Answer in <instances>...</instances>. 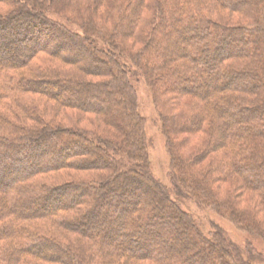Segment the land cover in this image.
I'll use <instances>...</instances> for the list:
<instances>
[{"label": "trees", "instance_id": "obj_1", "mask_svg": "<svg viewBox=\"0 0 264 264\" xmlns=\"http://www.w3.org/2000/svg\"><path fill=\"white\" fill-rule=\"evenodd\" d=\"M2 51L0 264L255 263L184 203L264 239V0H0ZM138 79L167 184L150 170ZM106 203L116 217L96 226Z\"/></svg>", "mask_w": 264, "mask_h": 264}, {"label": "rangeland", "instance_id": "obj_2", "mask_svg": "<svg viewBox=\"0 0 264 264\" xmlns=\"http://www.w3.org/2000/svg\"><path fill=\"white\" fill-rule=\"evenodd\" d=\"M40 30L41 29H38L39 32ZM39 38L40 36H38L37 39L39 40ZM56 38L58 37L56 36ZM7 39L10 40L11 37L9 36ZM58 40L59 39L51 40L50 42L47 41L48 43L44 45H46L47 47L53 46L58 43ZM71 46L74 47L72 48V53H71L72 56L81 57L83 55L82 60H83V63H85L86 58H88V54L80 46H75L74 44L73 45L71 44ZM64 50L66 51V48ZM0 56L2 58H6L7 55L5 51H2L0 52ZM135 88H136V96L138 100V110L144 120V132H145L147 143H148L147 152H148L150 170L155 178L167 184L168 183V170H169V164H170V155L167 150L165 137L162 134L161 129H160V121L157 115V110L152 101L151 91L149 87L147 86V84L145 83V81L142 79H138L135 82ZM48 89H50L51 91H54L55 87L49 86ZM184 136L185 135H176V139H181ZM48 143L49 142L43 141V151L41 154L43 155L44 158L53 156V153H52L53 150H51L53 148L52 147L53 144L49 143L51 144L49 145ZM48 149L50 150L48 151ZM189 149H187V147L182 149L181 151L182 154L187 155L188 154L187 152L189 151ZM91 156L93 155L89 153V157ZM66 172L71 173L72 171L70 170L64 171L65 174H67ZM15 174L16 173H14L13 176H15ZM77 174L88 176V177L94 176V173L88 170L79 171L77 172ZM118 185H122V184L118 183ZM143 188H144V185H143ZM64 193H65L64 194L65 198H68L70 191L66 190ZM69 202H70V199L65 201L66 204H68ZM225 202L227 203V200ZM254 202L255 203L257 202V197L252 192L250 198L248 195L246 197L244 196V200H242L239 204L240 206H242L241 208H244L245 207L244 205L247 203V206L251 208L255 204ZM109 205L110 203L101 205V210H100V214L98 215V218L97 219L95 218V220H93L96 226H102V224L106 223L108 220L113 221V219H115L116 216L113 212H111L112 210L110 209ZM184 205L190 210V212L194 215V217L201 223L205 231L213 227L216 228V230L221 229V231L226 235V237L234 245H236L238 248L242 250H245L247 246L251 245L255 253H257L259 256V258L257 256V259L255 260V263L253 264H264V239L262 237H259L253 233H250L243 229L238 228L228 218L221 216V215H216L208 209L199 208L197 205L193 203H184ZM261 212L262 213L258 212L260 217H262V214L264 215V212L263 211ZM123 221L124 220L122 219L121 223ZM127 224L129 225V223H126V226H128ZM112 229L114 228L112 227ZM153 229H154V232H157V231L165 232V231L172 230L171 226L164 227L163 225L155 226ZM122 230H123L122 227L118 226L113 231V234H114L113 236L119 237V234ZM133 230L135 232H141L142 228H134ZM160 234L163 235L165 233H160ZM168 235L173 236L174 235L173 231H169ZM154 238L157 239L158 237L154 236ZM107 241H109V239H107ZM188 253L191 254L192 249L189 250Z\"/></svg>", "mask_w": 264, "mask_h": 264}]
</instances>
